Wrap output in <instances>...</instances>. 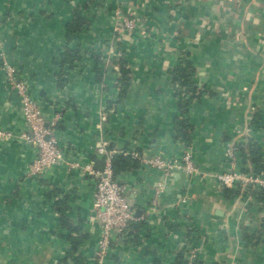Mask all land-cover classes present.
I'll list each match as a JSON object with an SVG mask.
<instances>
[{"label": "crops", "instance_id": "0c3cea01", "mask_svg": "<svg viewBox=\"0 0 264 264\" xmlns=\"http://www.w3.org/2000/svg\"><path fill=\"white\" fill-rule=\"evenodd\" d=\"M78 12L86 23L69 40ZM68 49L82 55L72 67L61 65ZM186 57L203 92L182 116L172 72ZM5 62L28 81L47 123L61 113L55 136L66 159L43 177L29 173L38 152L23 139ZM0 130V264L100 262L95 181L67 164L95 166L102 141L147 159L191 153L199 169L165 176L135 160L121 173L138 220L103 264H186L193 248L196 264H264V191L217 180L257 168L250 142L264 168V0H0Z\"/></svg>", "mask_w": 264, "mask_h": 264}, {"label": "built area", "instance_id": "2783aa9c", "mask_svg": "<svg viewBox=\"0 0 264 264\" xmlns=\"http://www.w3.org/2000/svg\"><path fill=\"white\" fill-rule=\"evenodd\" d=\"M116 17L124 29L131 31L137 26L135 20L124 16L120 10L116 12ZM4 69L8 83L21 100V109L27 129L23 139L33 145L38 152L37 158L30 165L29 173L32 177H43L66 159L64 150L55 136V129L61 119V113L58 110L51 121L47 123L39 104L30 93L28 81L20 77L19 70L13 65L5 62ZM6 136L7 133L0 130V138ZM228 153L230 157H234V149H229ZM96 154L99 159L105 162L103 171L96 170L93 163L82 165L77 161H72L67 165L70 172H78L95 181L93 206L101 229L97 244L101 260L97 264H103L116 239L126 233L129 226L138 220L136 210L128 198L127 185L114 178L113 164L116 157H130L133 160L141 161L144 165L163 172L165 176H170L177 171L191 176L199 173V169L194 165L191 153H187L180 160H168L160 156L147 159L137 151L113 148L110 142L102 141L96 147ZM217 180L226 187L238 185L251 193L264 191V175L256 174L254 171L223 173L217 176ZM197 258L198 249H191L188 252L186 264H196Z\"/></svg>", "mask_w": 264, "mask_h": 264}, {"label": "trees", "instance_id": "16d2710c", "mask_svg": "<svg viewBox=\"0 0 264 264\" xmlns=\"http://www.w3.org/2000/svg\"><path fill=\"white\" fill-rule=\"evenodd\" d=\"M85 23V19H83L78 12L75 21L72 24L68 25L67 38L69 40H73L75 36L81 31ZM81 57L82 55L80 54L79 49H68L61 55V65L64 66L68 64L72 67L75 62L81 59ZM120 66L121 78L119 80V85L121 93H125L130 86V71L125 67V64L122 61L120 62ZM172 75L176 84L177 95L179 96V110L182 113V116H184L188 112V109L192 102L196 99H199L203 91L199 89L195 81L196 70L194 68V64L191 60L187 59V57L184 59L183 63L172 72ZM185 124V120L178 119L176 121V127L178 128L180 135L182 134V128L185 126ZM249 146L250 149L253 150L254 157L256 159L255 163L257 168H255L256 170L254 169V173L260 175L262 174V172H264V168L260 164L261 159L259 155V149L256 147V144L254 142H250ZM138 166L139 163L137 161L128 157L118 156L115 158L113 164L114 178L118 180L121 173L126 172L127 170H130L132 168H137ZM250 171L251 170H249L248 168H244L241 172L248 173ZM62 216L65 220H67V218L64 217V213L62 214ZM76 244L77 242L75 243V246Z\"/></svg>", "mask_w": 264, "mask_h": 264}, {"label": "water", "instance_id": "95a60500", "mask_svg": "<svg viewBox=\"0 0 264 264\" xmlns=\"http://www.w3.org/2000/svg\"><path fill=\"white\" fill-rule=\"evenodd\" d=\"M201 77H204V75L203 74H201ZM204 82H205V79L204 78H202L201 80H200V85L199 86H202V84H204ZM104 167H105V162L102 160V159H99V160H97L96 162H95V166H94V168L96 169V170H98V171H103L104 170Z\"/></svg>", "mask_w": 264, "mask_h": 264}]
</instances>
